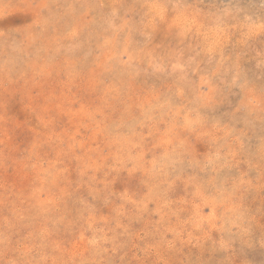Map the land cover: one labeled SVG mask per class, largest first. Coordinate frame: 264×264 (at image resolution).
<instances>
[{
  "label": "rangeland",
  "instance_id": "rangeland-1",
  "mask_svg": "<svg viewBox=\"0 0 264 264\" xmlns=\"http://www.w3.org/2000/svg\"><path fill=\"white\" fill-rule=\"evenodd\" d=\"M0 264H264V0H0Z\"/></svg>",
  "mask_w": 264,
  "mask_h": 264
},
{
  "label": "bare ground",
  "instance_id": "bare-ground-1",
  "mask_svg": "<svg viewBox=\"0 0 264 264\" xmlns=\"http://www.w3.org/2000/svg\"><path fill=\"white\" fill-rule=\"evenodd\" d=\"M182 21V20H181ZM252 37V36H251ZM45 71V70H44ZM32 83V82H31ZM252 110V109H251Z\"/></svg>",
  "mask_w": 264,
  "mask_h": 264
}]
</instances>
